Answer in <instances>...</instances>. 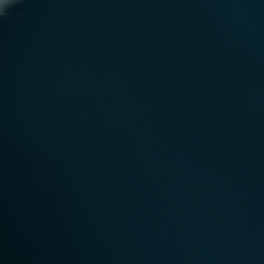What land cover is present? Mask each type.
<instances>
[{
    "label": "water",
    "instance_id": "obj_1",
    "mask_svg": "<svg viewBox=\"0 0 264 264\" xmlns=\"http://www.w3.org/2000/svg\"><path fill=\"white\" fill-rule=\"evenodd\" d=\"M0 264H264V0H0Z\"/></svg>",
    "mask_w": 264,
    "mask_h": 264
}]
</instances>
